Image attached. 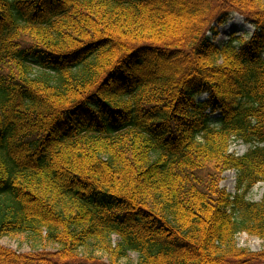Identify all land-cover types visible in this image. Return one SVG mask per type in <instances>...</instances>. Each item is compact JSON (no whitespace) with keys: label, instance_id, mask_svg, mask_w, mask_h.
Returning a JSON list of instances; mask_svg holds the SVG:
<instances>
[{"label":"trees","instance_id":"obj_1","mask_svg":"<svg viewBox=\"0 0 264 264\" xmlns=\"http://www.w3.org/2000/svg\"><path fill=\"white\" fill-rule=\"evenodd\" d=\"M261 182L264 0H0V264H264Z\"/></svg>","mask_w":264,"mask_h":264},{"label":"rangeland","instance_id":"obj_2","mask_svg":"<svg viewBox=\"0 0 264 264\" xmlns=\"http://www.w3.org/2000/svg\"><path fill=\"white\" fill-rule=\"evenodd\" d=\"M253 32V27L249 24L241 15L235 13L230 16L227 23L221 25L219 27V35L216 37L214 42L218 45L226 42L233 33L237 36L246 37L250 36V33ZM207 96H203L202 99H206ZM219 114H216L215 118L218 117ZM251 149L250 145L241 144L238 142H233L231 144L230 151L237 155H243L247 153ZM220 185L224 188L228 193L235 194L237 191V175L234 170H228L221 174L220 177ZM247 198L254 202H261L264 199V182L258 183L254 186L249 192ZM239 246L242 248L250 249L251 251L257 252L264 249V242L254 236H250L248 234L242 233L238 236ZM0 244L11 248L17 252L25 253L33 251L37 246L32 243L28 238L22 237L19 239L13 238H3L0 240ZM39 249L42 247H38ZM55 246H48L47 250H55ZM106 259V257L104 258ZM137 261V255L131 254V262ZM126 260L122 261V264H125Z\"/></svg>","mask_w":264,"mask_h":264}]
</instances>
